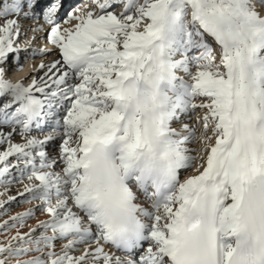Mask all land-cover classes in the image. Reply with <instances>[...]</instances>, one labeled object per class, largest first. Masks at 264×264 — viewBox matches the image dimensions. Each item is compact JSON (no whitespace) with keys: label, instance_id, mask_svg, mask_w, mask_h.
<instances>
[{"label":"snow or ice","instance_id":"6c2138e0","mask_svg":"<svg viewBox=\"0 0 264 264\" xmlns=\"http://www.w3.org/2000/svg\"><path fill=\"white\" fill-rule=\"evenodd\" d=\"M35 4L0 0V264H264V0H86L63 20L56 0L42 24ZM125 89L151 103L175 159L146 225L118 242L81 170L97 140L144 146ZM17 198L31 207L11 214ZM36 209L47 219L29 224Z\"/></svg>","mask_w":264,"mask_h":264},{"label":"clouds","instance_id":"9594fccd","mask_svg":"<svg viewBox=\"0 0 264 264\" xmlns=\"http://www.w3.org/2000/svg\"><path fill=\"white\" fill-rule=\"evenodd\" d=\"M159 91L170 101L175 99L166 85L161 84ZM125 94L130 100L129 111H122L128 117L126 124L131 126L135 119L141 117L149 124L144 146L129 156L127 144L132 142L131 134L126 137L117 134L110 140H97L89 146L87 169L81 170L86 177L84 184L88 206L118 242L133 236L142 225H146V218L140 214V209L145 205L139 202L137 192L144 188L150 192H155L157 188L163 190L169 166L175 159L172 146L167 143V134L152 127L151 103L127 89ZM156 102L159 104L158 96ZM60 179L66 180V177L61 176ZM56 203L53 199L50 205L55 207Z\"/></svg>","mask_w":264,"mask_h":264},{"label":"bare ground","instance_id":"6f19581e","mask_svg":"<svg viewBox=\"0 0 264 264\" xmlns=\"http://www.w3.org/2000/svg\"><path fill=\"white\" fill-rule=\"evenodd\" d=\"M76 1H78V0H59V2H60V4H61V7L58 9V13H57L58 17H59V18L62 17V20L66 17V15H65V16H63L64 14L62 15V13L64 12V9H65L66 6H68V5H72V4H73L72 7L68 10V11H70L72 8H74V7H76V6H79V5H81V4H84V3L86 2V0H80L79 3H75ZM63 4H64L65 6H63ZM49 6H50V4H49ZM37 7H38V1L36 0V4H35V6H34V11H35V13L38 12V11H37ZM47 7H48V6L46 5L45 8H47ZM39 22H40V24L43 23V19H42V18L40 19V17H39ZM21 24H22L23 27H28L29 25H33V24H35V21L32 20V19H21ZM37 26H38V25H37ZM48 30H49V29L47 28V26H45V32L42 34V35L44 36L43 44H41L40 39H39L41 34H37V40H36V42L34 43V45H35L36 43H40L42 46H48V45H47V39H46V36H47V32H48ZM49 47H50V46H49ZM23 58H24V53H21V54H20V60H21V62H23ZM43 59H45V60L51 59V52H49V55H48V56L43 57ZM40 60H41V57H39V56L35 57V58L33 59V64H39ZM29 72H30V67H29V65H28V64H24V73H22L21 75H25V76H27V75L29 74ZM8 73H9V76H10L11 78H15V75L13 74V68H12V65H11V64H9V66H8ZM189 115H191V114H189ZM186 122H188V121H186ZM45 130L48 131V130H50V129H45ZM14 140L17 141V142H19V141H20V138L16 137V138H14ZM51 143H52V142H51ZM51 143H49V147L51 146ZM0 150H2V148H0ZM137 183H138V182H137ZM135 187H136V185L134 184V185H133V188L135 189ZM16 191H17V188H16ZM147 192H148V189H147V188H144V189H142L141 191L137 192V197H138V195H139L140 193L142 194V198H139V197H138V198H139V202H140L141 204H145V203H146V200H144V199H146L147 197L150 198V196L147 194ZM145 194H146V195H145ZM25 208H27V207H25ZM25 208H22V209L16 210V212H14V213H12V214H15V213H17V212H21V211H23ZM145 208H146V207L140 209V214H141L143 217H145V213L147 212V210H146Z\"/></svg>","mask_w":264,"mask_h":264},{"label":"rangeland","instance_id":"374dc122","mask_svg":"<svg viewBox=\"0 0 264 264\" xmlns=\"http://www.w3.org/2000/svg\"><path fill=\"white\" fill-rule=\"evenodd\" d=\"M72 5L66 6L65 9H64V12H66V11L68 12V10L72 7ZM63 6H65V5L63 4ZM60 19L62 20V17ZM182 119H183V117H182ZM173 126L174 127H179V125H176V124H174ZM16 137H18V136H16ZM16 137H14V138H16ZM60 142L61 141L59 139H56L55 141H53L51 143V146L50 147H49V144L46 145V149H45L46 152H47V154H48V156H49V158H55L57 160V165H56V169L55 170H59V168H60L59 158H58V145H59ZM19 187H20L19 185H16V186L12 187L9 194L10 195H15L16 188H19ZM0 191H2V189H0ZM149 193H150V191L148 190L147 194L149 195ZM138 197L139 198H142V194L140 193L138 195ZM144 200H146V203H147L150 200V198L147 197ZM18 201H19V198H17V201L16 202H13V203L5 206V207H7V208L10 209V213L11 214L14 213V212H16V210H19V209H22V208H25V207H31V205H21V204H19ZM145 209L147 210V208H145ZM2 211H3V209H0V212H2ZM35 215H36V219L29 220L28 221L29 224H33L34 225L36 223L37 219L38 220L47 219L46 215L45 214H41L40 211H39V209H36L35 210ZM6 218H7L6 216H0V221H2L3 219H6ZM22 231H27V228L22 229ZM39 231L40 230L37 229V231H36V234L37 235L39 234ZM0 240H3V236H0ZM55 243L57 244V247H59L60 242L59 241H56Z\"/></svg>","mask_w":264,"mask_h":264}]
</instances>
